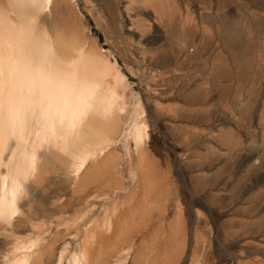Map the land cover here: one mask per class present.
Instances as JSON below:
<instances>
[{
    "label": "bare ground",
    "instance_id": "obj_1",
    "mask_svg": "<svg viewBox=\"0 0 264 264\" xmlns=\"http://www.w3.org/2000/svg\"><path fill=\"white\" fill-rule=\"evenodd\" d=\"M203 12L190 0H0V264H264L258 241L212 232L199 184L187 189L182 212L180 177L192 166L166 129L187 115L183 85L195 79L178 67L205 59L203 43L176 33ZM220 17L231 48L236 24L253 25L264 61V18ZM223 111L222 122L237 127L242 115ZM244 125L251 141L231 145L229 166L264 174V117L260 146L256 126ZM215 127L198 137L221 142L233 133ZM169 196L175 216L167 221ZM34 221L63 223L72 238L54 247L44 230L23 234Z\"/></svg>",
    "mask_w": 264,
    "mask_h": 264
},
{
    "label": "rangeland",
    "instance_id": "obj_2",
    "mask_svg": "<svg viewBox=\"0 0 264 264\" xmlns=\"http://www.w3.org/2000/svg\"><path fill=\"white\" fill-rule=\"evenodd\" d=\"M190 1L195 14H198L200 10L204 12L202 15H196V26H188V30L182 29L183 31H178L176 34L183 35L185 33L184 38L188 41L191 40L194 44L203 43L205 62L204 67H200L196 62H189L185 68L178 67L180 70L184 69L186 73L194 74L195 79L185 82L183 85L184 96L180 104L185 108L187 115L177 116L170 121L172 127L166 129L171 143L186 148L185 159L192 166L188 169L191 170L190 178L187 176L188 174L183 175L185 179L180 177V194L182 196L180 203L183 202L182 206L184 205L186 200L184 195L187 196V189L190 186L193 187V183L199 184L197 189L202 194L201 202L197 203L204 211H209L210 214L217 213L213 215L214 217L209 214V218L211 217L213 222H210L213 224V233L217 229L218 237L226 239L227 242L249 236L264 245V174L258 171L253 176L248 175L249 163H244L240 169L235 165L230 167L228 163V160L234 155V149L232 148L230 151L231 145L236 142L248 145L251 141L245 134L244 128V124L248 120L250 128L256 126L257 143L253 145L260 146L258 143L262 140V131L258 123L264 117V61L258 60L256 57L261 43L258 35L253 33V30L254 32L256 30L253 29L251 22L253 16L264 18V0H236V3L233 0H223L225 3L222 1V5L219 4L220 0ZM230 2L234 5L230 6L228 4ZM225 12H232L238 23L240 21L243 23L247 17L250 19L249 24L252 25L251 31H248L246 26L242 27L236 24L234 28L237 27L235 35L237 45L234 48L227 46L224 36L221 38L225 25H223L220 15ZM239 18L242 19L239 20ZM90 27L98 35V40L104 42L103 34L96 28L92 20ZM202 28L207 29L205 32L208 35L202 34ZM155 31L158 34L161 32L157 26ZM240 42H242L241 45ZM211 64H214V67H211ZM188 95L191 100H188ZM192 95L198 97L196 102L193 101ZM237 99H241V102L246 105V109L243 111L238 109ZM163 104L174 106L170 100H165ZM223 109H227L235 115H242L237 127L234 123L222 122L221 117L226 115ZM217 125L222 129L229 128L233 133L221 142L215 137L203 138V140L198 137L199 133H210L214 128L219 129V127H215ZM154 132H156L155 129ZM162 150L160 146L153 151L156 160ZM59 173L57 179L60 181L61 190L63 191V188L66 187L67 189L65 188L64 191L71 192V185L66 186V174L61 171ZM165 208L168 216L167 221H169L175 216L173 197L169 196ZM182 212L186 215V207L183 206ZM32 224L29 223L30 226L25 229L23 234H34V232L44 230L43 235L47 237L52 235L54 247H58L60 243L72 238L70 231H61L63 223L55 226L53 223L43 224L40 221H34ZM233 250V247L229 246L228 251L224 254L226 256L234 255ZM186 262L188 261L184 260V264ZM229 262L230 259L227 257L222 263L228 264Z\"/></svg>",
    "mask_w": 264,
    "mask_h": 264
}]
</instances>
